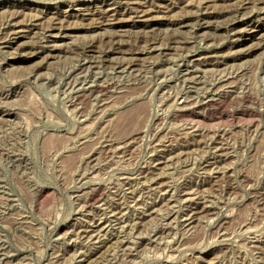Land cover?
Returning a JSON list of instances; mask_svg holds the SVG:
<instances>
[{"label":"rangeland","instance_id":"obj_1","mask_svg":"<svg viewBox=\"0 0 264 264\" xmlns=\"http://www.w3.org/2000/svg\"><path fill=\"white\" fill-rule=\"evenodd\" d=\"M200 1L0 0V264H264V0Z\"/></svg>","mask_w":264,"mask_h":264},{"label":"bare ground","instance_id":"obj_2","mask_svg":"<svg viewBox=\"0 0 264 264\" xmlns=\"http://www.w3.org/2000/svg\"><path fill=\"white\" fill-rule=\"evenodd\" d=\"M109 1H111V0H109ZM202 1V0H201ZM201 1H200V3H201ZM228 1H232V0H228ZM129 2H131V0H113V4H116V5H121L122 3L123 4H128ZM205 3H207V1H205V0H203L202 1V5L203 4H205ZM107 5H109V4H107ZM157 5V4H156ZM235 5H236V2H235ZM201 6V5H200ZM241 6V5H240ZM156 7V6H155ZM202 7V6H201ZM119 8V7H118ZM118 8H112V7H108L107 9H103V11H102V14H104L103 15V17H101L102 19H104V20H107V19H109V17L112 15H115V14H117L120 10L118 9ZM161 8H163V6L161 7ZM236 8V7H235ZM129 9H132V8H129ZM259 9H260V7H259ZM258 9V10H259ZM81 10V9H80ZM236 10V9H235ZM258 10L256 9V11L258 12ZM263 11H264V8L262 9ZM261 10V11H262ZM231 11H234V10H231ZM132 12V11H131ZM140 12H142V10H140ZM112 13V14H111ZM101 14V13H100ZM235 14V13H234ZM239 14V13H238ZM69 15V14H68ZM88 15H91V14H88ZM236 16V15H235ZM235 16H233V17H235ZM96 17V16H95ZM238 16H236V18H234V19H232V18H230V20L231 21H226L225 22V24L227 23V25L225 26V25H223L224 26V29L226 30H234V29H236V26L238 25V24H240V23H242L243 21H244V17H242V18H237ZM92 18V16L91 17H89L88 18V20L89 19H91ZM200 18V17H199ZM252 19V18H251ZM250 20V19H249ZM102 21V20H101ZM178 21V20H177ZM105 22V21H104ZM184 22V21H183ZM249 22V21H248ZM205 23H207V22H203V23H199L198 25H196L194 28H192V29H194L195 30V33H198L199 31H202V29L206 26H203V24H205ZM183 23H181V25H182ZM106 25V24H105ZM115 25V24H114ZM187 26H188V24H187ZM221 26V25H220ZM37 27V26H36ZM39 27V26H38ZM222 27V26H221ZM220 28V27H219ZM54 29H55V27H54ZM177 31V30H176ZM193 31V30H192ZM47 32V31H46ZM117 32V31H116ZM124 32V31H123ZM129 32V31H128ZM257 31L255 30V31H253V33H256ZM45 33V32H44ZM146 33V32H145ZM158 34V33H157ZM258 34V33H257ZM262 35L261 36H259L261 39H260V42L259 43H254L253 45H258V46H261V49L264 47V33H261ZM128 34L127 33H113L112 35L110 34V36L108 35H106V37H109V41H110V43H112V44H118V43H123V41L124 40H116L117 38H119V37H126ZM153 35V34H152ZM134 36V35H133ZM42 37V36H41ZM50 37H53V38H57L58 36H56V35H54V36H50ZM143 37H145V38H147V40H145V39H143L144 41H147V42H151V39H150V36L148 37L147 35L145 36V34L143 35ZM252 37H255V39H256V37H257V35H250V38H252ZM120 38V39H121ZM158 38V37H157ZM139 39V38H138ZM41 40V39H40ZM153 40H155V39H153ZM178 40V39H177ZM254 40V39H253ZM56 41V39H54V40H51V41H49V42H55ZM172 41V40H171ZM146 42V43H147ZM158 42V41H157ZM156 43V42H155ZM107 44V43H106ZM124 44V43H123ZM150 44V43H149ZM152 44V43H151ZM161 44V43H160ZM114 46V45H113ZM120 46H121V44H120ZM257 46V47H258ZM53 49H59V47L57 46V45H52L51 46ZM118 47V46H117ZM164 48V47H163ZM113 49V48H112ZM123 49V48H122ZM151 49V48H150ZM254 49V48H253ZM264 49V48H263ZM262 49V50H263ZM116 50V49H115ZM250 50V49H249ZM190 53V52H189ZM94 57V56H93ZM49 58V57H48ZM44 59H46V58H44ZM132 64V63H131ZM185 68V67H184ZM183 73V72H182ZM190 72L189 71H187V75L189 74ZM203 76V75H202ZM137 77V76H136ZM104 83V82H103ZM101 85V84H100ZM99 86H95V87H93L92 88V90H97V88H98ZM99 91V90H98ZM89 93H92V91H90ZM216 93V92H215ZM209 94V93H208ZM83 95V94H82ZM85 96V95H84ZM129 96V95H128ZM131 97V96H130ZM208 100H211V99H208ZM179 102V101H178ZM207 102V101H206ZM212 102V101H211ZM145 107V106H144ZM197 107V106H196ZM188 109V108H187ZM129 114V113H128ZM191 114V113H190ZM127 116V115H126ZM186 119V118H185ZM179 122V121H178ZM111 124V123H110ZM86 126V125H85ZM113 126V125H112ZM109 127V126H108ZM157 131V130H156ZM82 134V133H81ZM170 136V135H169ZM51 138H53V137H51ZM101 138H102V136H101ZM52 140V139H51ZM99 140V139H98ZM119 146V145H118ZM92 160V159H91ZM96 189V188H95ZM162 190V189H161ZM91 192V191H90ZM92 197V196H91ZM88 200V199H87ZM92 201H93V199H92ZM90 203V202H89ZM154 211V210H153ZM195 218V217H194ZM191 219H193V216H191L190 217V219L189 220H191ZM195 222V221H194ZM191 225V224H190ZM225 226V225H224ZM227 227V226H226ZM100 231V230H99ZM89 237V236H88ZM118 240V239H117ZM248 241V240H247ZM174 258V257H173ZM106 262V261H105Z\"/></svg>","mask_w":264,"mask_h":264}]
</instances>
